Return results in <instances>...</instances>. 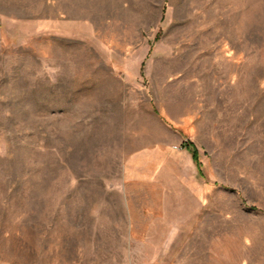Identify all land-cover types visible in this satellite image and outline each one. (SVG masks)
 Wrapping results in <instances>:
<instances>
[{
  "label": "rangeland",
  "instance_id": "1",
  "mask_svg": "<svg viewBox=\"0 0 264 264\" xmlns=\"http://www.w3.org/2000/svg\"><path fill=\"white\" fill-rule=\"evenodd\" d=\"M0 264H264V0H0Z\"/></svg>",
  "mask_w": 264,
  "mask_h": 264
},
{
  "label": "trees",
  "instance_id": "2",
  "mask_svg": "<svg viewBox=\"0 0 264 264\" xmlns=\"http://www.w3.org/2000/svg\"><path fill=\"white\" fill-rule=\"evenodd\" d=\"M161 32H159L160 34ZM159 38V36H157V39ZM181 148L183 150L188 151L191 154L192 160L195 163V165L197 166V168L200 170L201 169V161H200V153L198 148L196 147V145L191 142V141H186L181 145ZM255 209V208H254Z\"/></svg>",
  "mask_w": 264,
  "mask_h": 264
}]
</instances>
